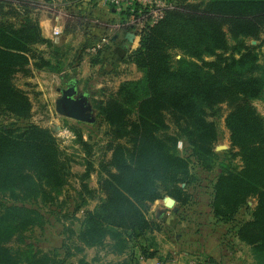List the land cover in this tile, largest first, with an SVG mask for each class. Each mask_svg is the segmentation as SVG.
Here are the masks:
<instances>
[{
	"label": "trees",
	"instance_id": "16d2710c",
	"mask_svg": "<svg viewBox=\"0 0 264 264\" xmlns=\"http://www.w3.org/2000/svg\"><path fill=\"white\" fill-rule=\"evenodd\" d=\"M30 1L0 0V117L25 122L32 105L15 85L16 75H29V66L64 72L57 50L46 58L37 50L56 47L30 17ZM263 32L264 0H177L145 27L131 54L141 77L121 83L94 106L110 153L97 181L103 197L83 212L77 233L63 231L62 255L58 249H35L28 235L44 227L42 211L60 202L68 160L48 129L0 125V264H73L72 249L97 248L124 256L108 264L157 258L153 234L160 227L147 212L164 197L180 206L189 202L193 163L207 173L218 168L209 203L216 223L234 224L248 202H255L250 219L235 224L233 234L251 248L256 264H264V117L253 105L264 95ZM222 115L230 149L219 158L215 120ZM75 134L87 158L73 213L85 202L83 195L95 191L85 183L93 171L91 146L80 130ZM179 144L187 157L179 154ZM236 158L240 167L233 164ZM78 264L88 263L80 259Z\"/></svg>",
	"mask_w": 264,
	"mask_h": 264
},
{
	"label": "rangeland",
	"instance_id": "374dc122",
	"mask_svg": "<svg viewBox=\"0 0 264 264\" xmlns=\"http://www.w3.org/2000/svg\"><path fill=\"white\" fill-rule=\"evenodd\" d=\"M176 1L31 0L28 3L29 15L37 21L41 36V27L45 22L51 33L54 28L63 31L57 45L52 43L51 36L48 40L55 49L40 45L37 50L45 52V58L48 57V52L57 50L62 57L64 72L48 73L29 66V75H16L15 85L26 93L32 105L31 117L27 122L0 117V125L22 128L26 124H34L48 129L56 139L62 157L68 160L69 167L68 184L59 198L60 202L42 211L46 219L44 227L35 229L28 235V242L35 249L41 252L58 249L62 255L64 250L61 245L65 237L63 231L71 229L77 233L84 218L83 212L92 211L103 197L98 191L97 181L100 176H104L102 168L107 165L110 153L106 149V127L99 122L94 106L97 101L114 94L121 83L141 77L131 62V54L138 48L140 33L147 26L146 23L156 21L160 14L163 18L175 6ZM261 38L264 39V32ZM252 42L254 41H251V45ZM70 80L75 82L78 92L88 95L96 125L74 122L55 113L54 102L59 97L57 90L63 89L64 84ZM253 105L261 115L264 112V95ZM215 121L219 141L214 151L220 158L230 149L229 135L224 126L223 115ZM77 130L82 132L83 141L91 146L88 161L93 171L85 183L95 191L93 196L83 195L85 202L79 206L78 212L73 213L75 206L80 203L79 177L86 172L84 162L87 158L84 150L76 143ZM177 149L180 155L188 156L181 145ZM191 161L193 162L192 159ZM193 164L190 171L195 181L186 188L189 202L180 206L174 201V206L169 208L165 202L169 197H164L155 201L147 212V219L160 227V231L153 234L158 251L156 261L161 264H256L251 248L233 234L235 224L250 219L255 202H248L247 208L236 216L234 224L216 223L209 203L211 184L218 174V168L216 166L211 173H207ZM233 164L240 167L237 158L233 159ZM71 253L69 262L73 264H78L80 259L88 264H108L124 258L111 254L106 248L84 249L83 253H76L72 249Z\"/></svg>",
	"mask_w": 264,
	"mask_h": 264
},
{
	"label": "water",
	"instance_id": "95a60500",
	"mask_svg": "<svg viewBox=\"0 0 264 264\" xmlns=\"http://www.w3.org/2000/svg\"><path fill=\"white\" fill-rule=\"evenodd\" d=\"M254 45L255 42H252ZM59 97L54 102L57 116L70 119L74 122L93 125L96 122L94 110L87 94L77 92L75 86L58 89ZM167 207L172 208L174 200L166 198Z\"/></svg>",
	"mask_w": 264,
	"mask_h": 264
},
{
	"label": "crops",
	"instance_id": "0c3cea01",
	"mask_svg": "<svg viewBox=\"0 0 264 264\" xmlns=\"http://www.w3.org/2000/svg\"><path fill=\"white\" fill-rule=\"evenodd\" d=\"M41 33H42L43 39L49 40L51 36V32L49 30V25L47 24V22H45L44 25H42ZM261 115L264 117V112H262ZM156 263H158V261H156V258H154V259H148L145 261H141L139 264H156ZM165 264H169V263H165Z\"/></svg>",
	"mask_w": 264,
	"mask_h": 264
},
{
	"label": "built area",
	"instance_id": "2783aa9c",
	"mask_svg": "<svg viewBox=\"0 0 264 264\" xmlns=\"http://www.w3.org/2000/svg\"><path fill=\"white\" fill-rule=\"evenodd\" d=\"M149 5H151V3H148ZM148 11H144V13H147ZM148 15H150V13L148 14ZM160 17L158 18V19H161L162 17V14H160L159 15ZM157 19V20H158ZM151 21V23H146L147 24V26H151V25H153V24H155L156 22H158V21ZM62 33H63V31L61 30V29H58V28H54L53 30H52V33H51V37H52V43L53 44H55V45H57L58 44V42H59V38L61 37V35H62ZM92 51H94V50H92ZM180 145V144H179ZM156 264H161V263H156Z\"/></svg>",
	"mask_w": 264,
	"mask_h": 264
},
{
	"label": "flooded vegetation",
	"instance_id": "af4514ba",
	"mask_svg": "<svg viewBox=\"0 0 264 264\" xmlns=\"http://www.w3.org/2000/svg\"><path fill=\"white\" fill-rule=\"evenodd\" d=\"M64 85H65V86H64L63 89H66V88H68L69 86H75V82H74L73 80H70V81L66 82ZM75 89H76V91L78 92L76 86H75Z\"/></svg>",
	"mask_w": 264,
	"mask_h": 264
}]
</instances>
